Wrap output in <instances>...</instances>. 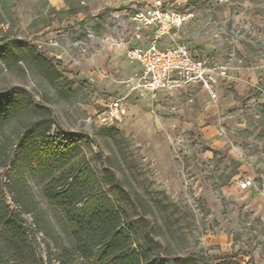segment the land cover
Returning <instances> with one entry per match:
<instances>
[{"label": "rangeland", "instance_id": "1", "mask_svg": "<svg viewBox=\"0 0 264 264\" xmlns=\"http://www.w3.org/2000/svg\"><path fill=\"white\" fill-rule=\"evenodd\" d=\"M149 1L64 0L57 7L50 0H0V96L13 89L27 95L16 113L0 119L2 156L27 124L49 115V136L62 140L72 133L81 149L77 160L87 159L100 177L92 191L101 204L119 202L101 181L111 168L148 201L157 238L178 254L196 252L201 264H264V0H165L193 12L178 40L228 65L230 78L216 101L200 88L154 100L130 90L134 63L106 39L135 30L128 8ZM13 38L22 48L10 57L6 46ZM32 44L53 58V67L25 59ZM118 97H124L118 119L100 126L97 112ZM8 169L0 168V195L17 211L5 186ZM127 209L135 217L143 210ZM22 219L36 238L37 255L46 259L44 234L35 232L31 215Z\"/></svg>", "mask_w": 264, "mask_h": 264}, {"label": "trees", "instance_id": "2", "mask_svg": "<svg viewBox=\"0 0 264 264\" xmlns=\"http://www.w3.org/2000/svg\"><path fill=\"white\" fill-rule=\"evenodd\" d=\"M3 8L7 13L5 3ZM3 15L0 9L1 21ZM6 47L10 57L16 54L12 49L22 48L16 38ZM24 57L44 69L53 65V58L38 52L35 44ZM25 96L22 89L0 96V119L16 113ZM53 124L49 115H43L40 124H27L5 159L2 152L7 147L0 143V168L9 167L5 186L20 207L11 210L0 195V264H201L200 254L180 255L169 242L157 238L148 201L128 190L111 168L104 169L101 181L110 185L119 202L101 204L100 195L92 191L93 180L99 182L100 177L87 159L77 160L81 152L77 138L72 133L62 140L52 138ZM13 147L21 149L16 152ZM2 176L0 172V187ZM34 186L46 207L36 197ZM138 205L143 210L135 217L127 206ZM23 214L31 215L35 232L44 234L46 259L37 255L38 243L34 236L30 238Z\"/></svg>", "mask_w": 264, "mask_h": 264}, {"label": "built area", "instance_id": "3", "mask_svg": "<svg viewBox=\"0 0 264 264\" xmlns=\"http://www.w3.org/2000/svg\"><path fill=\"white\" fill-rule=\"evenodd\" d=\"M193 16L187 9H179L165 0H151L136 7L130 14L135 36L148 30V41L133 44L130 39L108 37L110 44L123 45L127 58L140 66L136 78L129 82L132 92L157 98L187 86H200L211 100H218L219 86L230 78L225 63L212 61L203 50L178 40L177 32ZM53 45L58 44L55 39ZM124 97L110 100L98 113L100 126H110L118 119ZM247 182L242 186L246 187Z\"/></svg>", "mask_w": 264, "mask_h": 264}, {"label": "crops", "instance_id": "4", "mask_svg": "<svg viewBox=\"0 0 264 264\" xmlns=\"http://www.w3.org/2000/svg\"><path fill=\"white\" fill-rule=\"evenodd\" d=\"M50 1L52 2L53 5H56L57 7H62V6H64V0H58V3H54L53 0H50ZM144 4H146V3L134 4L133 6H131V8L129 7L128 9H130V10H129L130 12H128V14L130 15L131 12H132L136 7H138V6H142V5H144ZM135 31H136V30H133L132 32H130V33H128L127 35H125L124 37H118V38H119V39H122V40H123V39H128V38H129L130 41H131L133 44H140V43H145V42L148 41V39H147V38H148V33H149L148 30H143V31L141 32V38H139V39L136 38V36H135ZM180 41H181V42H184V43H187L188 45H190L188 42H185V41H183V40H180ZM190 46L202 50L201 48H199V47H197V46H194V45H190ZM107 47H109V48L112 49V50H115L116 52H120V53L126 55V49H125V46H123V45H114V44H110V43H109V45H107ZM204 52H205V51H204ZM126 56H127V55H126ZM134 69H135V71H134V74H133V76H132V77H133L132 80L136 78V74H137V72L140 70V66H139L137 63H134ZM221 83H222V82H221ZM197 88H200L201 92L209 97V95L206 93V91L203 90L200 86H197V85H195V86H194V85H193V86H187V87H184V88H182V89H180V90L174 91V92L169 93V94L160 93L159 96H160V97H166V98H173V97L176 96V95H192L193 93L196 92ZM219 92H220V86H219ZM135 94L137 95V97L140 96L138 92H135ZM146 97H148V96H146ZM148 98H149V97H148ZM209 99H210V97H209ZM210 100H211V99H210ZM213 101H214V100H213ZM121 107H122V106H121Z\"/></svg>", "mask_w": 264, "mask_h": 264}]
</instances>
